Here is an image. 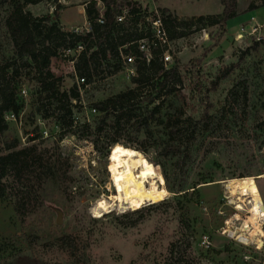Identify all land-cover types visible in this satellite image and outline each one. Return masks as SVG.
I'll return each mask as SVG.
<instances>
[{"label": "rangeland", "instance_id": "374dc122", "mask_svg": "<svg viewBox=\"0 0 264 264\" xmlns=\"http://www.w3.org/2000/svg\"><path fill=\"white\" fill-rule=\"evenodd\" d=\"M89 1L48 0L27 5L25 11L53 20L58 4L59 26L85 33L90 30L84 14ZM135 1L148 11L144 20L153 9L160 10L152 3L184 18L222 11L219 0ZM237 5L239 12L251 5L256 9L229 21L223 30L209 27L170 43L166 67L178 65L180 83L162 102L139 104L136 113L147 117L146 127L136 132L133 120L124 123L117 133L119 144L110 150L105 146L110 123L98 132L101 115L92 105L135 89L130 67L121 63V71L111 76L103 66L97 69L78 90L73 126L64 134L55 118H44L51 111L41 108L35 83L19 81V114L7 121L4 140L16 139L24 147L36 138L32 143L62 166L57 180L42 186L38 205L27 208L23 218L9 196L0 198V264H264V239L255 248L224 232L245 217L230 204L235 195L225 191L227 180L252 179L264 206V178H259L264 175V0H237ZM5 12L0 6V61L12 54ZM77 55L61 51L50 63L53 74L63 79L61 90L75 85L69 62ZM22 89L25 95L19 96ZM174 143L184 151L182 159L164 152ZM121 144L158 168L169 195L135 209L112 207L95 217L93 204L114 193L109 157ZM179 185L180 194L169 191ZM66 236L72 249L58 242Z\"/></svg>", "mask_w": 264, "mask_h": 264}, {"label": "trees", "instance_id": "16d2710c", "mask_svg": "<svg viewBox=\"0 0 264 264\" xmlns=\"http://www.w3.org/2000/svg\"><path fill=\"white\" fill-rule=\"evenodd\" d=\"M42 1L48 0H0V6L6 8L3 24L12 48L11 56L0 61V198L9 196L13 200L14 211L20 218L25 216L27 208L38 205V191L47 181L57 180L62 166L57 157L48 155V150L32 143L36 138L29 139L30 143L24 147H20L16 139L4 140L8 131L6 115L19 114L18 90L21 79L35 83L41 108L48 106L51 111L44 115V118H55L61 134H64L72 129L73 102L79 100V93L76 83L68 90H61L63 79L50 70L52 59L61 51H74L78 46H82V50L72 61L73 75L84 79L85 83L80 86L84 87L98 74L99 67H104L103 71L107 76L117 74L122 69L121 55L133 54L136 57L133 64L135 75L131 82L136 88L92 105L101 115L98 132L102 131L103 124L110 123L109 134L106 135L108 139L105 141L108 150L119 144L117 133L124 123L133 120L136 132H140L143 126L146 127L147 117L136 113V108H140L139 104L152 105L157 101L162 102L180 83L178 65L166 68L162 62L165 47L158 43L150 46L149 61L146 62L143 55L141 59L135 41L150 38L149 24L142 20L145 34L138 32L137 24L140 16L143 18L148 11H141L135 0H90L84 7L86 23L90 27L85 33L65 31L59 26L56 13L60 9L58 4L54 7L53 20L47 16L34 17L25 11L27 5ZM219 2L222 6L220 14L188 19H179L167 10L160 9L158 12L167 39L174 42L188 33L203 31L209 27L223 30L229 21L256 9L251 5L245 11L239 12L237 0ZM97 3H100V8L96 7ZM124 7L128 8L129 15L123 22H117L116 16ZM100 10L102 24L97 22ZM254 46L256 47L257 43ZM206 53L207 50L202 54V58ZM52 105H55V108L51 110L49 108ZM158 106L153 107L152 115L156 113ZM61 112L63 115H60ZM176 131L179 133V130ZM93 146L98 151L97 143ZM164 149L167 155L183 156L184 151H181L179 143L166 145ZM169 191L178 195L183 191V186L179 185L174 191ZM58 242L63 247L72 249L70 237H62Z\"/></svg>", "mask_w": 264, "mask_h": 264}, {"label": "bare ground", "instance_id": "6f19581e", "mask_svg": "<svg viewBox=\"0 0 264 264\" xmlns=\"http://www.w3.org/2000/svg\"><path fill=\"white\" fill-rule=\"evenodd\" d=\"M109 158L110 182L114 193L107 199L100 198L93 204L91 212L95 217L101 216L102 212H107L106 210L112 207L135 209L144 203L160 201L169 195L160 179L158 168L146 159L139 158L134 150L119 145L113 148ZM259 178H264V175ZM251 180L243 177L222 183L225 185V191L235 195L232 197L233 201H230L235 211L245 214L244 218L238 219V227H227L224 232L242 245L256 246L264 239V206Z\"/></svg>", "mask_w": 264, "mask_h": 264}, {"label": "built area", "instance_id": "2783aa9c", "mask_svg": "<svg viewBox=\"0 0 264 264\" xmlns=\"http://www.w3.org/2000/svg\"><path fill=\"white\" fill-rule=\"evenodd\" d=\"M96 7L100 8V3H97ZM128 15H129L128 14V8L124 7L120 10V13L116 16V21L117 22H123L126 19V17H128ZM143 18H145V17H143ZM143 18H142V16H140V21L137 24V30H138V32H141V33L143 32L145 34L146 30H144V28H142V20H144ZM144 21L149 24L150 38H148V39L147 38H143V39L141 38V39H138L135 41L136 46H137V50H138L139 54L141 55V59H142V55H143V58L145 59V61L148 62L149 58H150V54H149L150 46H153V45L158 43L160 46L165 47V51L162 55V62L164 64V66L166 67V65L171 62L170 61L171 60L170 55H169V45L171 42L167 39L165 31L162 27V22H161L158 10L153 9L152 12L150 13V17L146 18ZM97 22L102 24L101 10L99 12V18H98ZM73 32L78 33V29H74ZM85 32H88V29H86ZM239 36L242 38V35H238V37ZM81 50H82V46H78L76 48V50H74V52L79 53ZM69 52L70 51H66V53H69ZM121 59H122V62L124 65L130 67L127 69L128 75L134 76L135 75V69L133 67V64L135 63L136 57L133 54L127 53V54L121 55ZM69 63L71 65V67H70L71 73L74 74L73 61H70ZM74 77H75L76 86H77L78 90H80V86L85 83L84 79L79 78L77 76H74ZM84 86H87V85H84ZM20 95H25L24 89L20 90L19 96ZM5 119H6V121H15V116L13 114H8V115H6ZM262 229L264 230V226L262 227ZM255 248H257V246Z\"/></svg>", "mask_w": 264, "mask_h": 264}, {"label": "crops", "instance_id": "0c3cea01", "mask_svg": "<svg viewBox=\"0 0 264 264\" xmlns=\"http://www.w3.org/2000/svg\"><path fill=\"white\" fill-rule=\"evenodd\" d=\"M152 7L153 8H155V7H157L158 9H165V8H162V7H160V6H157V5H155V4H153L152 3ZM222 7V6H221ZM165 10H167V9H165ZM168 11V10H167ZM169 12V11H168ZM170 14H172V15H174V16H176L177 18H184V17H178L176 14H174V13H172V12H169ZM185 19H188V18H185ZM232 21V20H231Z\"/></svg>", "mask_w": 264, "mask_h": 264}, {"label": "water", "instance_id": "95a60500", "mask_svg": "<svg viewBox=\"0 0 264 264\" xmlns=\"http://www.w3.org/2000/svg\"><path fill=\"white\" fill-rule=\"evenodd\" d=\"M261 209L263 210V208L261 207ZM57 223H59V219H57Z\"/></svg>", "mask_w": 264, "mask_h": 264}]
</instances>
